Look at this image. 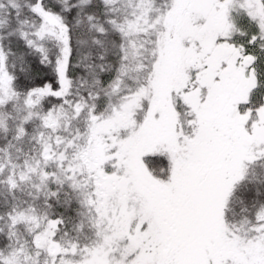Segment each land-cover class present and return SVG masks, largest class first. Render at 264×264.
<instances>
[{
  "label": "snow or ice",
  "instance_id": "6c2138e0",
  "mask_svg": "<svg viewBox=\"0 0 264 264\" xmlns=\"http://www.w3.org/2000/svg\"><path fill=\"white\" fill-rule=\"evenodd\" d=\"M0 264H264V0H0Z\"/></svg>",
  "mask_w": 264,
  "mask_h": 264
}]
</instances>
